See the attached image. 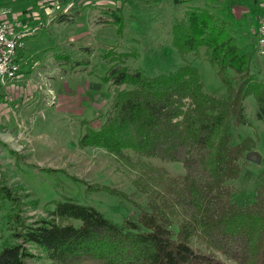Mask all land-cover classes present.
<instances>
[{
  "label": "trees",
  "instance_id": "obj_1",
  "mask_svg": "<svg viewBox=\"0 0 264 264\" xmlns=\"http://www.w3.org/2000/svg\"><path fill=\"white\" fill-rule=\"evenodd\" d=\"M189 1L173 0L175 5ZM201 1L188 6L183 20L174 23L173 43L184 59L189 53L204 56L224 85V94L206 91L199 68L189 62L149 76L125 65L130 53L111 48L104 54L111 65L102 81L110 87L133 88L114 95L100 127L83 120L82 146L106 148L128 163L133 158L127 150H132L141 166L148 167L144 166L148 178L158 187L150 191L147 207L136 204V217L126 216L122 222L74 197L56 200L49 216L31 223L14 212V236L22 240L2 247L0 264H27V257L44 258L47 264H227L219 253L237 264H264V184L253 202L241 205L233 202L234 187L229 183L240 176L246 152L256 145L252 137L235 144L230 133L231 123L252 125L246 112L248 97L255 98L256 116L264 120V79L254 69L257 35L251 37L252 51H243L238 34L229 29L231 19L216 13L215 0ZM113 16L109 25L116 24L121 35L123 16ZM63 58L75 66L69 55ZM143 157L181 162L185 172L169 176ZM84 183L89 193L122 194L109 186ZM0 197L20 208L19 196L4 178ZM174 216L181 217L177 229ZM194 238L206 250L195 248Z\"/></svg>",
  "mask_w": 264,
  "mask_h": 264
},
{
  "label": "rangeland",
  "instance_id": "obj_2",
  "mask_svg": "<svg viewBox=\"0 0 264 264\" xmlns=\"http://www.w3.org/2000/svg\"><path fill=\"white\" fill-rule=\"evenodd\" d=\"M15 1L16 4L11 0V5L21 11L28 8L41 11L38 21L31 24L37 29L27 39L29 45L25 50L30 48V59L27 56L23 61V75L9 83L0 82V181L4 178L21 200L17 209L11 201L0 197V250L6 244L22 240L14 236L18 228L11 217L14 212H19L25 223H31L49 216L56 200L74 197L81 203L96 206L109 219L122 222L126 216L136 217V204L147 207L150 191L158 187L148 178L149 170L146 165L141 166L132 150H127L133 158L128 163L106 148L79 143L86 131L83 120L87 119L91 127H100L114 95L121 89L133 88L128 84L110 87L102 81L111 65L104 58L106 51L113 48L117 53H130L125 65L142 69L149 76L175 70L189 62L199 68L206 91L216 94L225 91L204 56L189 53L184 59L173 43L174 23L183 20L188 6L201 4V0L182 5H175L173 0H39L46 8L37 6L36 0ZM246 1L215 0L214 3L219 15L228 12L231 33L238 34L235 36L242 50L250 52L251 37L264 13V1L251 10L246 8L249 0ZM49 6L51 9L45 17L42 11ZM113 12L123 16L125 25L121 35L116 24L109 25L115 19ZM240 13L242 17L236 18ZM63 55H69L75 66L65 62ZM254 60V69L264 79V55L257 52ZM245 103L252 125L230 124L233 143L246 137L256 141L246 152L240 176L229 181L234 187L232 200L241 205L253 202L257 189L264 184V120L256 116L257 103L253 96ZM252 150L262 155L260 162L247 157ZM143 160L154 170L164 169L169 176L185 172L181 162L156 157H143ZM83 181L109 186L122 194L105 190L89 193ZM180 219V216L173 218L176 229ZM193 245L206 250L197 238L193 239ZM26 246L40 254L34 245ZM219 256L227 264H237L220 253ZM26 262L47 264L38 257H27Z\"/></svg>",
  "mask_w": 264,
  "mask_h": 264
},
{
  "label": "built area",
  "instance_id": "obj_3",
  "mask_svg": "<svg viewBox=\"0 0 264 264\" xmlns=\"http://www.w3.org/2000/svg\"><path fill=\"white\" fill-rule=\"evenodd\" d=\"M8 10L0 11V82L9 83L23 75L21 54L27 47L28 37L36 32L31 25H16L1 13L8 14ZM43 24V22H41ZM255 33L257 35L256 50L264 55V13L260 16Z\"/></svg>",
  "mask_w": 264,
  "mask_h": 264
},
{
  "label": "crops",
  "instance_id": "obj_4",
  "mask_svg": "<svg viewBox=\"0 0 264 264\" xmlns=\"http://www.w3.org/2000/svg\"><path fill=\"white\" fill-rule=\"evenodd\" d=\"M5 2L2 4L1 3V0H0V7H3V6H6L5 8H3V9H0V11H4V10H8L9 12H8V14L6 15V14H3V13H1V16L2 17H7V18H9L13 23H15L16 25H21V26H23V25H31L33 22H37L38 21V19H37V17L39 16V13H40V11H41V9H37V10H35V11H31L32 9H30L29 10V8L25 11L24 9V11H21V9L19 8H17V6H12L11 5V3H10V1L11 0H4ZM245 2H247L246 0H244ZM264 0H249L248 1V5L246 6V8H248L249 10H251V8H253V6H255V5H263L262 4V2H263ZM230 2V0H228V3ZM239 4L241 3V1H237ZM227 3V2H226ZM14 4H16V1L14 0ZM36 5L37 6H40V7H42V8H46L45 6H44V4H43V2L41 3L39 0L37 1L36 0ZM241 6H245V4L244 5H241ZM260 6L258 7L259 9H260ZM257 8V9H258ZM51 9V7L49 6V7H47V9H44L43 11H42V13H43V16H45V17H47L48 16V14H49V10ZM256 9V10H257ZM259 9H258V11H259ZM243 10H245V8L243 9ZM14 11V12H13ZM226 14H224L225 16H223L224 18H227V13L228 12H225ZM242 14L243 13H240V15H237L236 16V18H241L242 17ZM235 16V15H234ZM256 16V15H255ZM241 20V22L243 21L242 19H240ZM29 45V41H28V43H27V46ZM26 48H28V47H26ZM28 51H30V48L28 49ZM28 51H26V50H24L23 52H22V54H21V59H22V67H23V61L27 58V56L29 57L28 59H30V56H29V53H28Z\"/></svg>",
  "mask_w": 264,
  "mask_h": 264
},
{
  "label": "water",
  "instance_id": "obj_5",
  "mask_svg": "<svg viewBox=\"0 0 264 264\" xmlns=\"http://www.w3.org/2000/svg\"><path fill=\"white\" fill-rule=\"evenodd\" d=\"M247 157L251 160L258 161V162L262 160V155L256 150L249 151L247 153Z\"/></svg>",
  "mask_w": 264,
  "mask_h": 264
}]
</instances>
